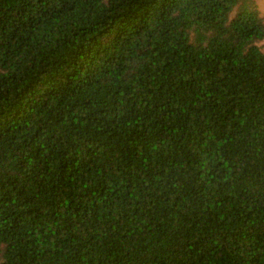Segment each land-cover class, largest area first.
<instances>
[{
	"label": "trees",
	"instance_id": "obj_1",
	"mask_svg": "<svg viewBox=\"0 0 264 264\" xmlns=\"http://www.w3.org/2000/svg\"><path fill=\"white\" fill-rule=\"evenodd\" d=\"M256 0H0V264H264Z\"/></svg>",
	"mask_w": 264,
	"mask_h": 264
},
{
	"label": "rangeland",
	"instance_id": "obj_2",
	"mask_svg": "<svg viewBox=\"0 0 264 264\" xmlns=\"http://www.w3.org/2000/svg\"><path fill=\"white\" fill-rule=\"evenodd\" d=\"M257 1V6L258 9L261 12V15L264 18V0H256ZM259 44L261 45L262 49L264 50V38L259 42Z\"/></svg>",
	"mask_w": 264,
	"mask_h": 264
}]
</instances>
